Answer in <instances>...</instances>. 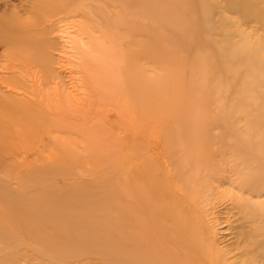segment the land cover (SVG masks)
Returning <instances> with one entry per match:
<instances>
[{
    "label": "rangeland",
    "instance_id": "374dc122",
    "mask_svg": "<svg viewBox=\"0 0 264 264\" xmlns=\"http://www.w3.org/2000/svg\"><path fill=\"white\" fill-rule=\"evenodd\" d=\"M143 2L144 9L139 0L117 7L109 3L107 8L106 3L95 2L93 8L103 5L108 17L131 10L136 20L141 18L136 27H157L159 65L151 76L160 102L151 119L139 118L124 94L120 69L131 43L126 27L110 29L97 42L100 51L93 47L84 55L78 52L82 49L76 27L60 23L59 30H52L63 18L55 0H44L43 5L40 0H0L1 102L5 98L0 118L15 121L16 134L7 142L18 155L5 169L27 185L24 197L29 204L28 215L17 216L24 205L19 201L13 208L17 219L0 221V264H123L116 254L120 245L112 243L111 232L106 238L119 216L110 205L113 180L121 189L129 171L154 158L162 142H198L204 147L210 137L222 145L238 142L241 157L255 154V165L249 163L243 172L263 194L255 195L247 206L238 202L242 209L238 215L231 198L238 194L246 198L245 194L217 188L214 171H204L200 162L195 166L189 152L176 154L180 177L183 173L204 177L202 200H208L205 206L201 203L200 226L207 237L202 243L204 260L264 264V0H171L170 5L157 0V18ZM18 20L33 24L32 33H44L39 64L29 66L31 76L21 60H15V67L20 65L25 72L4 69L10 63L4 39L16 28L2 25ZM99 80L102 87L97 86ZM3 81L11 87L4 88ZM4 104L17 108L19 117L26 115L29 124L14 113H3ZM212 125L221 128L211 130ZM163 128H168L166 135ZM4 131L12 129L1 127L0 133ZM242 141L253 145L251 152ZM213 158L217 162L218 157ZM113 200L119 203L115 206L122 205L121 199ZM250 212L255 223L248 219ZM42 219L50 223L44 244L27 238L28 233L45 239L35 228ZM239 231L251 235L255 246L242 244Z\"/></svg>",
    "mask_w": 264,
    "mask_h": 264
},
{
    "label": "bare ground",
    "instance_id": "6f19581e",
    "mask_svg": "<svg viewBox=\"0 0 264 264\" xmlns=\"http://www.w3.org/2000/svg\"><path fill=\"white\" fill-rule=\"evenodd\" d=\"M42 1L44 0H40L41 5H43ZM124 1L127 0H109V3L117 7V3L123 4ZM144 1L153 17L157 18L158 13L157 17L154 16L157 0ZM95 2L106 3L103 4L106 8L109 4L106 0H55L56 11L63 13V18L54 24L52 30H59L60 23H65L68 29L76 27V35L80 37L78 48L82 49L78 52L89 55L93 52V47L97 48L98 40L104 38L110 29L122 30L126 27L128 29L126 35L131 43L126 49L124 65L120 69L122 82L126 86L124 94L139 118L150 116L151 119V116L156 113L153 109L157 108L160 102L157 87L153 85L155 79L151 76L156 74L159 65L158 29L155 25L145 26V29L136 27L141 18L138 17L136 20L131 10L120 14L117 12L116 15L108 17L105 15V9L101 8L103 5L93 8ZM170 2L171 0H165L166 5H170ZM132 3L133 0H129V5ZM139 3L144 9L143 0H139ZM160 5L163 10H169L168 7L162 6L161 1ZM99 15L101 18H98ZM93 16L97 18L94 20ZM27 21L18 20L11 25H2L4 28L9 26L16 28V33L13 36L4 39L8 45L7 58L10 59V63L4 69L15 73L17 71L18 73L25 72L20 65L15 67V60L18 62L21 60L20 62L28 67L26 75L31 76L32 72L29 66L39 64L38 51L43 47L45 41L44 33H32L33 24L31 25ZM48 21L46 20V22ZM62 33L65 34L63 31ZM82 34H84L83 37ZM94 34H98V36L94 37ZM142 36L147 37L148 41L142 40ZM81 38H85L87 41L82 43ZM96 51H100V48L95 49ZM143 62L147 64L148 70L151 72L150 75L147 74ZM134 73L135 77L133 78L132 74ZM113 79L115 78L113 77ZM6 84L5 81L2 82L4 88L7 87ZM101 84V80H99L97 86L102 87ZM1 99L0 96V104L5 98L2 102ZM4 105L3 113L6 111L14 113L15 118H20L23 124H29L26 115H23L25 118L19 117L20 112L17 108L9 104ZM24 108H29V103L24 102ZM2 121L3 119L0 118V128L12 129V132L0 133L2 139L0 142V207L4 208V212L0 211V221L5 223L4 220L17 219L16 211H13V208L19 201H24V205L17 212V216L23 215V213L28 215L29 204L24 197L27 194V185L23 184L24 181L21 179H17L11 170L5 169L6 165L18 157L11 142H7L10 136L16 134L14 131L15 121L12 118H5L3 123ZM212 126L211 130H220L221 128L220 125ZM162 130L166 135L168 128ZM232 135H237V133ZM215 140L216 137H210L204 147H201L198 142L186 145L185 142H162L161 145L156 146L154 158L150 156L145 162L138 163L135 169L129 171L124 186H120L121 189L116 188L117 184L113 180L110 205H113L115 213L119 216L112 220L106 238L111 232L112 243L120 245L116 254H119L117 257L122 259L123 264H213L214 261L204 260L202 246V243L205 244L204 241L207 239L200 226L203 206L208 204L207 199L202 200L201 194L204 177L195 179L193 175L196 174L183 173L184 168L181 170L183 175L180 177L178 175L180 162L177 161L176 154H188L189 152V155L192 154V158L189 159H192L195 166H198L200 162V168H203L204 171H214L216 179L212 182L216 184L217 188H233L237 192L245 194L246 198H241L239 194L235 199L231 198L232 209L237 210L238 215L242 211L237 205L238 202H243L244 206H247L249 200L255 199V195L260 197L263 194L260 192L261 189L255 191V183L253 180L249 181L247 172H243L249 163L255 165V154H246L245 156L249 158L241 157L237 149L238 142H228L226 145H222L219 142L213 143ZM243 142L247 151L251 152L248 149L252 150L253 145ZM214 156L218 157L217 162L213 158ZM114 198L121 199L122 205L115 206L119 203L117 200H113ZM44 209L41 208L42 213ZM254 217L255 214L252 212L248 214L250 222L254 220ZM171 220L175 223L170 224ZM42 222L43 224L35 225V228L37 232L43 233L45 239L40 238L39 235L29 236L26 233L28 239L31 238L44 244L47 236L45 228L50 226V223L47 225L46 219H42ZM23 229L27 230V227L23 226ZM239 233L245 240L242 244L249 243L252 247L255 246V239L251 235L242 231ZM244 252L247 253L248 250ZM210 259L212 260L213 257L210 256Z\"/></svg>",
    "mask_w": 264,
    "mask_h": 264
}]
</instances>
